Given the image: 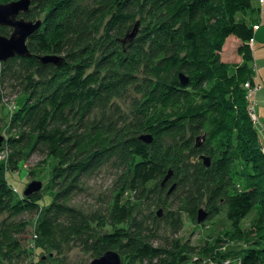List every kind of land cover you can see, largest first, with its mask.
Masks as SVG:
<instances>
[{"label":"trees","instance_id":"1","mask_svg":"<svg viewBox=\"0 0 264 264\" xmlns=\"http://www.w3.org/2000/svg\"><path fill=\"white\" fill-rule=\"evenodd\" d=\"M32 1L40 12L50 10L27 41L28 57L0 62V78L14 81L24 96L10 120L15 136L8 139L20 150H13L15 158L0 160V216L36 214V238L58 252L74 243L94 259L114 250L134 263L180 264L177 241L154 245L157 212L140 219L136 206L116 200L105 215H86L65 204L84 176L109 162L126 171V187L141 202L148 198L147 187L159 185L172 169L171 180L182 188L180 207L161 222L177 234L180 213L195 220L203 205L209 217L222 201L228 222L239 231L255 210L257 241L242 250L240 264H264V153L243 88L254 84L248 43L261 10L251 0ZM246 13L253 17L249 23ZM20 16L33 21L29 11ZM136 22L140 30L129 40ZM11 31L0 26L1 36ZM229 37L240 42L239 64L220 60ZM45 56L59 60L43 63ZM180 74L187 84H181ZM129 87L141 97L128 113L121 112L114 101ZM166 111H174L169 123L162 120ZM143 134L150 143L139 140ZM36 149L57 161L48 186L52 199L44 206L38 192L15 198L3 181L8 169L16 170ZM201 157L209 158L208 167ZM233 178L241 189L229 190ZM164 192L157 190L158 202ZM25 225L0 224L13 257L21 250L10 234Z\"/></svg>","mask_w":264,"mask_h":264},{"label":"rangeland","instance_id":"2","mask_svg":"<svg viewBox=\"0 0 264 264\" xmlns=\"http://www.w3.org/2000/svg\"><path fill=\"white\" fill-rule=\"evenodd\" d=\"M13 1L17 0L0 1V4H7ZM30 1L29 12L33 16L32 20H39L41 22V29L44 26V21L50 7L46 11L40 12L38 6L36 7V2ZM251 1L253 5H257V0ZM246 15L248 16V13ZM240 17H243V15H236L237 19ZM256 17L257 15H255ZM258 17L262 39H256L255 51H258V58L262 59V61L258 62V68L256 67L257 64L254 66L253 81L259 87V90H261L264 89V12L262 11ZM107 19L108 17H105L103 22ZM135 24H138L137 35L140 25L139 22ZM239 46L235 40L229 39L222 49L220 60L230 65L237 64L238 60L242 62L243 56L239 53ZM140 97V94H136L135 90L129 87L114 102L119 105L118 107L121 112L128 113L132 107V101L139 100ZM23 102L24 96L20 94L19 88L15 87V82L8 78H0V160L9 161L12 156L16 157L13 150H20L19 148L10 147L8 139L15 136V132L10 130V120L22 108ZM257 107L258 105H256V115L260 122ZM162 114V120L169 123L173 119L172 115L174 111H166ZM260 123L264 125V120ZM262 130L264 134V128ZM260 137H263V135H260ZM260 137L258 136L257 141L261 145V152L264 153V147L261 143L263 139ZM161 140L165 144H170V140L165 136ZM56 163L55 159L46 158L40 149H36L23 157L16 170L8 169L3 175V181L6 187L13 190L15 198L23 195L28 184L33 182L39 183L41 187L38 193L42 198L40 206H44L52 199L48 186ZM167 171H170L171 176L173 175L172 169H168ZM125 172L123 168L117 167L113 162L105 164L98 171L84 176L79 182L78 190L68 198L65 204L86 215L93 213L105 215L111 210L116 200H120L126 206H136L137 215L141 217L140 219H144L146 216L150 217L157 212L160 224L154 232L156 238L154 245L170 244L177 241L182 248L179 254H181L183 261L180 264H240L242 250L257 241V235L254 231L256 211L253 210L241 222L239 231H235L226 218V205L222 201H219L215 205L214 214L209 217L206 216L200 224L196 222V219H191L186 213H180L182 228L179 233L173 234L170 226L161 221L167 212H178V208L180 207L182 188L176 187L177 182L171 180L174 176H170L169 181L163 186H161L162 181H159V185L155 183L148 186V198H145L141 202L140 200H136L135 196L128 191L125 184ZM172 186H174L173 191L168 193ZM160 188L165 192L159 194L161 199L158 202L157 190ZM239 189H241L240 180L233 178L230 182L229 190ZM199 210L206 213V208L203 205L198 208ZM2 221H7L8 223L15 222L19 226L20 224L26 225L23 230L10 234L11 240L16 241L21 250V254L16 257L7 252L9 249L5 246V241L0 231V264H89L94 259L90 253L83 252L81 247L74 243L61 247V251L58 252L51 249L47 243L42 244L39 242L34 231L37 221L36 214H22L11 219H8L3 214L0 216V224ZM104 230L109 231L110 228L106 227ZM4 252L11 255L12 259L4 257L2 255ZM120 257L122 264H144L131 262V260L121 254Z\"/></svg>","mask_w":264,"mask_h":264},{"label":"water","instance_id":"3","mask_svg":"<svg viewBox=\"0 0 264 264\" xmlns=\"http://www.w3.org/2000/svg\"><path fill=\"white\" fill-rule=\"evenodd\" d=\"M30 0H17L7 4H0V26L8 27L12 31L8 37L0 35V62H6L7 60L15 57L25 58L28 57L29 51L27 48L28 39L40 29L41 22L28 21L21 17V14H25L29 11ZM138 28V24H135L133 30L128 35V39L132 40ZM59 58L56 56H45L42 58L43 63L56 64ZM179 79L182 85L187 84L188 80L182 74L179 75ZM139 140L148 144L151 142L149 135L139 136ZM197 143L201 141V138L196 139ZM1 143V140H0ZM203 164L208 167L210 164L209 158H200ZM171 173L168 171L167 175L163 178L161 186H163L170 178ZM39 183H30L23 192V196L27 197L33 193H37L40 190ZM174 186H172L168 193L172 192ZM206 218V213L199 210L197 212L196 222L200 224ZM89 264H122L120 254L114 250L106 251L102 256L93 259Z\"/></svg>","mask_w":264,"mask_h":264},{"label":"crops","instance_id":"4","mask_svg":"<svg viewBox=\"0 0 264 264\" xmlns=\"http://www.w3.org/2000/svg\"><path fill=\"white\" fill-rule=\"evenodd\" d=\"M251 5H252V7L253 8H259L260 10H261V12L263 11L264 12V6H260L259 4H258V0H257V5H253L252 4V1H251ZM244 19H245V21L247 22V23H249V22H251L252 20H253V17H252V15L250 14V13H248V16L245 14L244 15ZM259 24V23H258ZM260 31H261V28L259 27V25H258V27H257V29H255V31H254V35H253V39L248 43V46H249V48H250V50H251V54H252V64H253V67L255 66V64H257V68L259 67L258 66V62L259 61H262V59H260V58H258V51H255V47H256V39L258 40H260V39H262V37L260 36ZM229 39H233V40H235L237 43H238V45H240V42H239V40H237V39H235L234 37H229L227 40H226V42L229 40ZM241 62V60H238V63L237 64H239ZM255 100H256V105H258V107H257V113H258V115L260 116L259 118H260V120L261 121H263L264 120V89H261V90H259V91H257V93L255 94ZM259 109V110H258ZM260 121V122H261ZM259 122V123H260ZM264 128V125L262 124V123H260V125H259V130H262ZM254 129L256 130V131H259L258 130V127H254ZM259 136V135H258ZM260 137V136H259ZM261 139H263V140H261L262 142V145H263V147H264V135H263V137H260Z\"/></svg>","mask_w":264,"mask_h":264},{"label":"built area","instance_id":"5","mask_svg":"<svg viewBox=\"0 0 264 264\" xmlns=\"http://www.w3.org/2000/svg\"><path fill=\"white\" fill-rule=\"evenodd\" d=\"M258 4L260 6H264V0H258ZM254 29H257L256 26H254ZM243 88L245 90V101H246V112L247 115L252 122L254 127L258 126L259 130V119L258 116L256 115V100H255V94L257 91H259V87L256 86L255 84L251 85L249 82L245 83L243 85ZM263 130L257 131L258 135H264ZM264 150V149H263Z\"/></svg>","mask_w":264,"mask_h":264}]
</instances>
